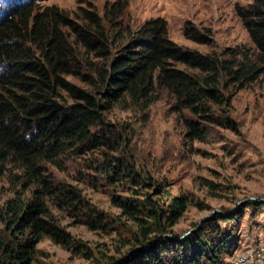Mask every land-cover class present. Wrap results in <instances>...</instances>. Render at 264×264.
I'll list each match as a JSON object with an SVG mask.
<instances>
[{"label": "trees", "instance_id": "trees-1", "mask_svg": "<svg viewBox=\"0 0 264 264\" xmlns=\"http://www.w3.org/2000/svg\"><path fill=\"white\" fill-rule=\"evenodd\" d=\"M34 2L13 5L0 15V175L9 173L13 185L21 186L15 198L0 209L5 225L0 229V264H30L43 237L56 242L66 239L48 220V204L75 208L79 198L73 188L53 187L43 166L106 140L95 131L116 103L129 98L151 104L156 90L165 89L175 96L180 110L208 124L222 122L213 111L230 102L224 90L232 84L242 89L264 72V0H252L249 9L239 10L257 49L256 62L243 51L228 50L227 59H221L185 49L169 38L168 23L162 18L149 20L136 30L124 27L118 21L125 6L106 5L102 19L90 15L89 23L81 28L58 8H40ZM63 26L72 30L75 43L87 55H93L91 60L78 59ZM184 35L197 44L211 42L190 23ZM113 42L118 48L115 54L111 53ZM80 69L90 89L66 80ZM63 90L72 103L61 102L66 100ZM185 126L187 139L205 140L202 122L185 119ZM103 165L111 177L124 174L120 162L107 159ZM30 190L32 196L25 197ZM188 205L187 196L174 198L166 210L149 204L148 215L158 235L150 238L149 224L139 225L142 239L138 246L146 248L119 260L120 264H224L237 242L235 231L219 223L238 222L246 208L259 209L264 202H248L226 216L216 214L184 240L162 237L169 230L167 225L175 224ZM125 207L135 212L138 205Z\"/></svg>", "mask_w": 264, "mask_h": 264}, {"label": "rangeland", "instance_id": "rangeland-1", "mask_svg": "<svg viewBox=\"0 0 264 264\" xmlns=\"http://www.w3.org/2000/svg\"><path fill=\"white\" fill-rule=\"evenodd\" d=\"M27 1L0 0L1 17L9 7ZM34 1L40 8H58L81 28L89 23L90 15L102 19L106 5L125 6L118 21L124 27L136 30L149 20L162 18L168 23L169 38L185 49L221 59H227L228 50L243 51L256 62V46L239 15V10L249 9L252 0ZM186 23L205 34L210 44L187 39ZM62 29L70 35L78 59L91 60L93 55L75 43L72 30ZM110 47L115 54V42ZM82 71H74L66 80L90 89ZM61 92L66 98L61 102H73L65 90ZM223 93L230 102L213 111L223 121L212 124L180 110L175 96L165 89L156 90L151 104L124 99L105 114L103 126L95 131L106 140L81 150V154L75 152L45 164L44 176L52 186L73 188L79 199L75 208L48 204V220L67 237L62 242L43 237L30 264H109L112 260L120 264L119 260L146 248L138 246L142 239L139 225L149 224L150 238L158 235L148 215L149 204L166 210L174 198H189L187 211L175 224H166L169 230L161 235L184 240L216 214L226 216L248 202L264 200V72L242 89L232 84ZM185 119L202 122L204 141L186 138ZM107 159L120 162L124 174L111 177L103 165ZM20 189V184L13 185L9 173L0 175L1 210ZM31 196L30 190L25 197ZM130 203L138 205L136 213L125 207ZM238 220L219 223L229 232L235 231L237 242L224 264H264V207L246 208ZM0 229H5L1 221Z\"/></svg>", "mask_w": 264, "mask_h": 264}, {"label": "water", "instance_id": "water-1", "mask_svg": "<svg viewBox=\"0 0 264 264\" xmlns=\"http://www.w3.org/2000/svg\"><path fill=\"white\" fill-rule=\"evenodd\" d=\"M258 201L264 202V200H262V199H258Z\"/></svg>", "mask_w": 264, "mask_h": 264}]
</instances>
